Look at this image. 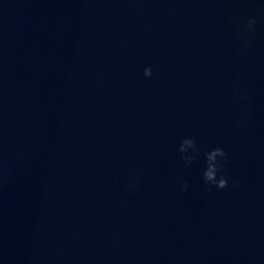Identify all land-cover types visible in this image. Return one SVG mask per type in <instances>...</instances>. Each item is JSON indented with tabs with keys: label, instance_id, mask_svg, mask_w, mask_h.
I'll use <instances>...</instances> for the list:
<instances>
[{
	"label": "water",
	"instance_id": "water-1",
	"mask_svg": "<svg viewBox=\"0 0 264 264\" xmlns=\"http://www.w3.org/2000/svg\"><path fill=\"white\" fill-rule=\"evenodd\" d=\"M2 177L0 264H264V0H0Z\"/></svg>",
	"mask_w": 264,
	"mask_h": 264
},
{
	"label": "clouds",
	"instance_id": "clouds-1",
	"mask_svg": "<svg viewBox=\"0 0 264 264\" xmlns=\"http://www.w3.org/2000/svg\"><path fill=\"white\" fill-rule=\"evenodd\" d=\"M256 26V18L251 17L248 19L244 27L239 32V38L242 41V51L246 52L252 45V37ZM145 78L151 79L153 71L151 67H147L144 70ZM246 121H239V126H243ZM181 160L186 166H191L196 161V155L199 152L197 142L194 138H185L180 142L178 148ZM228 153L222 148L216 147L211 151L205 153L206 167L203 170V181L206 186L209 187V191L212 187H215L219 191H223L229 187L228 178L223 174L224 164L228 161ZM7 182L6 177L0 178V191L3 190L4 185ZM139 183V179L134 178L129 183V191H133L136 185ZM189 184L183 182L180 191L187 192Z\"/></svg>",
	"mask_w": 264,
	"mask_h": 264
}]
</instances>
